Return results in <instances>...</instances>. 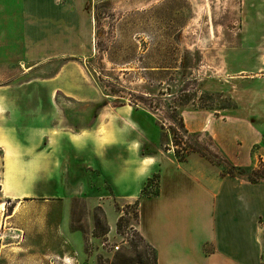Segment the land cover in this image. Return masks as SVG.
<instances>
[{
    "label": "crops",
    "instance_id": "0c3cea01",
    "mask_svg": "<svg viewBox=\"0 0 264 264\" xmlns=\"http://www.w3.org/2000/svg\"><path fill=\"white\" fill-rule=\"evenodd\" d=\"M21 5L24 62L35 68L24 73L30 79L24 85L0 90V238L7 264H94L86 249V239H96L92 214L101 209L114 231L116 203L124 202L138 203V231L157 264H264V183L222 176L197 153L181 162L170 146L163 155H143V142L159 149L165 131L138 107L111 105L88 80L81 62L92 33L85 3ZM57 61L63 63L54 73L39 75ZM243 94L258 95V103L243 99L204 127L183 117L191 133H210L217 157L251 167L264 159V89L249 84ZM60 96L78 106L79 129L65 126L76 114L60 108ZM156 175L158 194L143 195ZM80 212L88 231L76 224Z\"/></svg>",
    "mask_w": 264,
    "mask_h": 264
},
{
    "label": "rangeland",
    "instance_id": "374dc122",
    "mask_svg": "<svg viewBox=\"0 0 264 264\" xmlns=\"http://www.w3.org/2000/svg\"><path fill=\"white\" fill-rule=\"evenodd\" d=\"M79 1L86 5L92 30L89 52L81 61L88 80L111 105L135 104L140 114H152L156 123L165 124L159 149L143 142L146 154L163 155L167 146L175 153L170 106L188 113L194 127H204L209 118L225 119L243 99L253 104L258 95L243 94L249 84L264 89V0ZM21 9V0H0V90L24 85L30 80L24 73L35 68L24 62ZM62 63L42 66L39 75H51ZM59 104L76 114L65 126L71 131L82 127L78 106L62 96ZM197 134L194 143L202 155L196 156L223 172L227 166L213 158L220 151L210 133ZM6 183L11 185L9 177ZM152 186L157 192V180ZM116 208L120 217L114 231L101 209L92 214L96 239H86V249L94 264H156V252L138 231L136 204L116 203ZM76 224L88 231L86 214H76ZM2 248L0 238V264H7L9 254Z\"/></svg>",
    "mask_w": 264,
    "mask_h": 264
},
{
    "label": "trees",
    "instance_id": "16d2710c",
    "mask_svg": "<svg viewBox=\"0 0 264 264\" xmlns=\"http://www.w3.org/2000/svg\"><path fill=\"white\" fill-rule=\"evenodd\" d=\"M122 105H126V103L123 102L120 104V106ZM130 105L136 108L135 104L130 103ZM170 107H171L170 110L172 111V117H175V121L172 122L171 119L169 118L171 122L170 125L168 126V129L172 136V143L173 146L175 147V153L179 161L184 162L189 158V156L196 153L202 155L200 148H198L197 144L194 143L195 139L199 137V135L195 133H191L186 128L183 114L180 113L179 109L176 106H170ZM150 111H155V110H150ZM160 123H161V128L165 129V124L162 121ZM178 148H181V150L183 151L182 155L180 154ZM145 151H146L145 146L143 145L142 148L143 155H147ZM1 156H2V151H0V157ZM213 158L218 160L219 165L221 163H226L227 168L223 170L222 176H226V175L238 176V177L246 178L248 181L255 184L264 183V159L262 158H259V162L257 166H251V167H241V166L233 165L230 162L223 160L222 158L220 159V157H217V155H213ZM158 178L159 176L156 175L154 179H151L148 182L147 186L143 190V195L158 194L159 183L157 186L158 188L157 192L151 191V188H153L152 183L154 182V180H157L158 182ZM136 206L138 209V203H136ZM156 264H157V256H156Z\"/></svg>",
    "mask_w": 264,
    "mask_h": 264
},
{
    "label": "built area",
    "instance_id": "2783aa9c",
    "mask_svg": "<svg viewBox=\"0 0 264 264\" xmlns=\"http://www.w3.org/2000/svg\"><path fill=\"white\" fill-rule=\"evenodd\" d=\"M119 249H120V246H117V247H116V250H119Z\"/></svg>",
    "mask_w": 264,
    "mask_h": 264
},
{
    "label": "clouds",
    "instance_id": "9594fccd",
    "mask_svg": "<svg viewBox=\"0 0 264 264\" xmlns=\"http://www.w3.org/2000/svg\"><path fill=\"white\" fill-rule=\"evenodd\" d=\"M3 100V97H0V101H2Z\"/></svg>",
    "mask_w": 264,
    "mask_h": 264
}]
</instances>
